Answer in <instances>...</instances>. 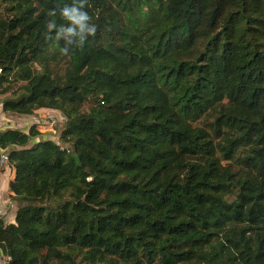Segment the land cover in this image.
<instances>
[{
	"label": "trees",
	"instance_id": "16d2710c",
	"mask_svg": "<svg viewBox=\"0 0 264 264\" xmlns=\"http://www.w3.org/2000/svg\"><path fill=\"white\" fill-rule=\"evenodd\" d=\"M71 0H0L15 220L7 264H264V0H86L97 32L46 39ZM61 22L58 20V23Z\"/></svg>",
	"mask_w": 264,
	"mask_h": 264
},
{
	"label": "clouds",
	"instance_id": "9594fccd",
	"mask_svg": "<svg viewBox=\"0 0 264 264\" xmlns=\"http://www.w3.org/2000/svg\"><path fill=\"white\" fill-rule=\"evenodd\" d=\"M45 22V38L63 42L60 51L68 55L78 47H83L97 32L93 17L86 10V0H71L58 9L53 8L48 12ZM58 20L61 21L58 23Z\"/></svg>",
	"mask_w": 264,
	"mask_h": 264
},
{
	"label": "rangeland",
	"instance_id": "374dc122",
	"mask_svg": "<svg viewBox=\"0 0 264 264\" xmlns=\"http://www.w3.org/2000/svg\"><path fill=\"white\" fill-rule=\"evenodd\" d=\"M9 96V94L1 95L0 105L2 104V101ZM3 122L4 123L2 124V127H17L22 130H28L31 124H35L37 125L38 130L42 133L40 139H49L59 143L60 134L65 123V118L59 111L48 109L42 110L39 114H35L31 117L8 114L5 115ZM0 264H7V260L2 258L1 255Z\"/></svg>",
	"mask_w": 264,
	"mask_h": 264
},
{
	"label": "crops",
	"instance_id": "0c3cea01",
	"mask_svg": "<svg viewBox=\"0 0 264 264\" xmlns=\"http://www.w3.org/2000/svg\"><path fill=\"white\" fill-rule=\"evenodd\" d=\"M0 106H1L0 107L1 108L0 110V131L6 130L9 128L19 129L17 127H2V124L4 123L3 120L5 119V115H8V113H5L3 111V104H1ZM42 110H48V109H42ZM42 110H38L36 114H39ZM23 117H28V116H23ZM19 130H22V129H19ZM22 131L27 132L28 130L25 129ZM14 177H15V171L8 164V161L2 163V165L0 166V218L4 219L7 223L14 222L15 215H16V206L11 201L12 193L10 191V182L14 179Z\"/></svg>",
	"mask_w": 264,
	"mask_h": 264
},
{
	"label": "built area",
	"instance_id": "2783aa9c",
	"mask_svg": "<svg viewBox=\"0 0 264 264\" xmlns=\"http://www.w3.org/2000/svg\"><path fill=\"white\" fill-rule=\"evenodd\" d=\"M8 160V157L6 155L3 156V163L6 162Z\"/></svg>",
	"mask_w": 264,
	"mask_h": 264
}]
</instances>
